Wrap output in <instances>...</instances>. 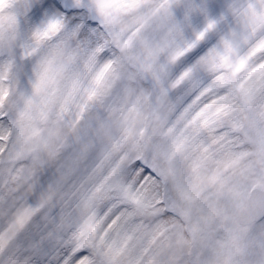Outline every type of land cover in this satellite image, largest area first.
I'll return each instance as SVG.
<instances>
[{
    "label": "snow or ice",
    "instance_id": "6c2138e0",
    "mask_svg": "<svg viewBox=\"0 0 264 264\" xmlns=\"http://www.w3.org/2000/svg\"><path fill=\"white\" fill-rule=\"evenodd\" d=\"M0 264H264V0H0Z\"/></svg>",
    "mask_w": 264,
    "mask_h": 264
}]
</instances>
